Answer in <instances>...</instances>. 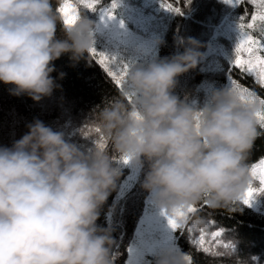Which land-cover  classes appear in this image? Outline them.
<instances>
[{
	"label": "clouds",
	"instance_id": "1",
	"mask_svg": "<svg viewBox=\"0 0 264 264\" xmlns=\"http://www.w3.org/2000/svg\"><path fill=\"white\" fill-rule=\"evenodd\" d=\"M61 2L54 8L53 0H0V82L11 94L40 102L59 87L55 61L91 56L94 22L81 16L67 27ZM187 45L131 72L129 87L95 113L112 152L147 163L142 187L169 215L201 202L230 210L242 201L264 111L226 90L202 110L181 102L173 95L177 78L203 59L195 39ZM28 128L11 148L0 147V264H113L112 230L97 221L121 175L114 157L99 148L85 154L39 120ZM186 256L166 252L157 264H187ZM236 264L246 261L236 257Z\"/></svg>",
	"mask_w": 264,
	"mask_h": 264
},
{
	"label": "trees",
	"instance_id": "2",
	"mask_svg": "<svg viewBox=\"0 0 264 264\" xmlns=\"http://www.w3.org/2000/svg\"><path fill=\"white\" fill-rule=\"evenodd\" d=\"M112 2L113 0H100L97 8H110ZM173 2L175 3V0ZM178 6L184 9L183 15L170 12L167 26L156 43L157 54L150 64L182 54L188 46L187 41L190 38L195 39L200 45L198 51L203 59L195 70L177 78L173 95L194 109L202 110L210 102L214 92L231 91L229 70L235 59L236 45L224 35L218 34L217 46L222 45L223 52L206 54L214 33L223 21L239 25L245 9L250 17L254 13V6L247 3L240 7H232L224 0H191L186 7L182 2ZM53 7H56V0H53ZM80 7L83 12V6ZM99 13L88 10L81 16L95 24ZM57 37L63 38L59 27ZM54 66L56 71L52 75L59 87L50 97H45L40 102L32 100L27 95H13L10 91L12 86L0 82V139L11 148L28 133V125L39 120L54 131L63 133L65 139L75 144L80 151L91 154L98 149L97 134L92 130L98 126L95 113L108 101L119 97L126 89H118L89 54L78 63H74L70 55L65 54L54 62ZM61 73L65 74L63 79L60 78ZM233 79L249 89H254L258 96L264 97V90L257 86L251 77H243L238 69L233 70ZM67 111L69 115H65ZM86 127L89 129L87 133L84 132ZM260 132L261 135L251 149L249 165L264 157L262 134L264 129L260 128ZM105 150L114 157L113 166L121 175L116 189L111 192L101 210L97 224L112 230V237L115 240L111 254L113 264H126L129 247L140 218L145 212V202L149 196L142 187L148 166L146 162L143 167L140 166L134 184L119 197L121 184L128 176L129 169L121 166L122 157L112 152L109 142ZM253 186L258 187V181H253ZM256 199L260 202L258 210L242 201L233 205L230 210L213 209L204 205L203 210L194 217L196 220L215 221L213 228L202 225L207 231L218 227L224 228L223 239L235 244V254L209 256L197 251L190 243L186 229L183 232L174 231L177 247L185 254L191 253L195 264H236V257L246 261V264H264V194L256 196ZM200 205L201 203L197 206ZM220 250H223L222 245L217 249ZM251 257H258V260L252 261Z\"/></svg>",
	"mask_w": 264,
	"mask_h": 264
},
{
	"label": "snow or ice",
	"instance_id": "3",
	"mask_svg": "<svg viewBox=\"0 0 264 264\" xmlns=\"http://www.w3.org/2000/svg\"><path fill=\"white\" fill-rule=\"evenodd\" d=\"M100 0H62L57 9L64 24L67 27L74 26L80 19L81 14L90 10L91 12H100L101 18L109 20L114 19V11L119 6L118 0H113L111 8H97ZM184 3L185 7L191 3V0H163L161 7L166 11L175 15H183V10L178 5ZM225 3L233 7H240L247 3L254 6V13L249 14L247 9L240 17L239 32L240 39L235 49V59L231 64L229 76L231 81V91L236 94L245 105H259L264 109V97L258 96L254 89H249L241 85L233 79V70L238 69L243 77H251L254 83L264 90V0H224ZM80 5L83 6V12ZM90 55L97 64L103 69L106 75L114 82L118 89H123L126 77L128 75V66L123 63H118L116 57L98 52L95 48L91 50ZM131 100V97H129ZM259 127L264 129V111L257 114ZM97 134V147L105 150L107 146V138L104 136L102 129L96 126L92 129ZM89 131L88 127L84 132ZM264 134V133H262ZM123 163L128 164L131 161L130 157H122ZM250 174L253 181H258V187L250 184L247 192L242 198V202L251 206L252 201L256 196L264 194V157L259 158L253 164L249 165ZM206 202H201L200 206H192L187 209H179L174 214L167 216L170 227L174 230H187L190 236V243L197 251L205 253L209 256H227L235 254V244L232 241H225L223 236L225 229L222 227L215 228L212 231H207L202 225H207L213 228L214 220H196L194 217L198 215ZM191 221V223H189ZM223 247V250L217 249ZM187 264H195L194 257L191 253L185 257Z\"/></svg>",
	"mask_w": 264,
	"mask_h": 264
},
{
	"label": "rangeland",
	"instance_id": "4",
	"mask_svg": "<svg viewBox=\"0 0 264 264\" xmlns=\"http://www.w3.org/2000/svg\"><path fill=\"white\" fill-rule=\"evenodd\" d=\"M118 2L114 19L109 20L106 17L102 19L99 13L93 32L94 48L109 57H116L118 63L126 64L129 75L137 68H146L156 56V43L167 26L170 12L161 7L163 0H118ZM107 8L109 7H105ZM218 34L227 37L237 47L240 39L239 25L223 21L215 31L206 54L223 52V46H217ZM128 87L126 77L123 88ZM65 115H69V111L65 112ZM0 147H7L1 139ZM120 164L129 169V174L121 184L119 197L134 184L140 168L132 161L128 164L121 161ZM250 207L258 210L260 202L255 198ZM163 213L164 211L157 207L149 194L145 202V212L140 218L128 250L126 264H157L158 258L163 253H183L177 247L174 230Z\"/></svg>",
	"mask_w": 264,
	"mask_h": 264
}]
</instances>
